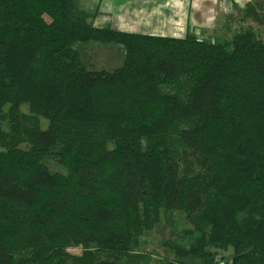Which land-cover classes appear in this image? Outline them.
<instances>
[{
    "label": "trees",
    "instance_id": "obj_1",
    "mask_svg": "<svg viewBox=\"0 0 264 264\" xmlns=\"http://www.w3.org/2000/svg\"><path fill=\"white\" fill-rule=\"evenodd\" d=\"M79 2L0 0V264H143L133 232L161 210L162 264H264V42L96 28ZM86 43L122 66L88 70Z\"/></svg>",
    "mask_w": 264,
    "mask_h": 264
},
{
    "label": "rangeland",
    "instance_id": "obj_2",
    "mask_svg": "<svg viewBox=\"0 0 264 264\" xmlns=\"http://www.w3.org/2000/svg\"><path fill=\"white\" fill-rule=\"evenodd\" d=\"M222 1H224L225 3V0H213V6L217 8L218 4L222 3ZM228 1H231L232 3V16L226 18L223 16L216 19V22L212 25L213 29L210 32L203 34V40L212 43H231L233 37L236 34L244 31L248 27H251L256 33L257 37L262 42H264V26H258L257 24L253 23L250 19H247V17H245V14L243 12L247 4H264V0H246L245 2L242 0ZM87 2H91V0H81V2H79L80 9H88L84 11L90 14H95L96 18L98 11L96 10V8H88L89 5H86ZM255 9L258 11L256 7ZM93 20H88V23L92 24ZM75 49L80 53L81 61L84 63L88 70L112 71L121 67L123 64V55L120 47L118 46H104L100 44L86 43L76 44ZM6 108L7 107L5 106L4 110ZM20 110L23 114L28 116V107L25 103L21 104ZM32 120V122H34L42 130L46 129L48 126L47 120L43 118H33ZM3 130L5 132L8 131V125L6 122L3 123ZM20 147L26 148L27 145L22 144L20 145ZM43 160L50 171L62 172V169L56 162L55 155L46 152ZM168 214V212L166 213L162 210L159 211L156 219L154 216L150 218V229L146 230L144 228H140L133 232V238L137 244L134 255L135 257L141 259L138 260L133 258L137 261L135 263H143L145 261V264H162L165 262V260L169 259L170 253L163 247L162 242H164V240L163 235L161 234L165 229L164 226L166 224V221H168L170 218L167 216ZM178 216V213H172L171 215V217H175L176 219L178 218ZM171 240L173 239L171 238ZM210 251L213 252L217 258L221 259H228L233 253L231 248H227L226 250L213 249ZM68 252L70 254L80 256L83 252V249L81 247H78L69 249ZM97 256L98 258L104 257L103 254H98Z\"/></svg>",
    "mask_w": 264,
    "mask_h": 264
},
{
    "label": "crops",
    "instance_id": "obj_3",
    "mask_svg": "<svg viewBox=\"0 0 264 264\" xmlns=\"http://www.w3.org/2000/svg\"><path fill=\"white\" fill-rule=\"evenodd\" d=\"M213 0H91L98 14L93 26L163 38L203 40L215 20L232 16L231 1L213 6ZM246 1V0H242ZM87 8V7H86ZM88 10V9H84Z\"/></svg>",
    "mask_w": 264,
    "mask_h": 264
}]
</instances>
